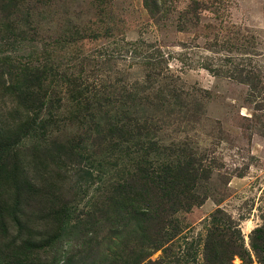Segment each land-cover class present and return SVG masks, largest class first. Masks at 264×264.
Segmentation results:
<instances>
[{
    "label": "rangeland",
    "instance_id": "374dc122",
    "mask_svg": "<svg viewBox=\"0 0 264 264\" xmlns=\"http://www.w3.org/2000/svg\"><path fill=\"white\" fill-rule=\"evenodd\" d=\"M23 65L81 67L113 84L149 75L144 95L175 83L202 104L200 113L166 109L157 133L160 144L198 145L213 165L195 188L200 202L175 215L178 234L142 255L119 226L68 264H264V0H0V145L18 134L19 150L15 164L0 161V264H65L73 215L55 222L37 187L51 180L53 197L81 209L99 185L72 194L61 167L33 174V139L20 128L31 112L10 86ZM54 127L58 139L82 128Z\"/></svg>",
    "mask_w": 264,
    "mask_h": 264
},
{
    "label": "trees",
    "instance_id": "16d2710c",
    "mask_svg": "<svg viewBox=\"0 0 264 264\" xmlns=\"http://www.w3.org/2000/svg\"><path fill=\"white\" fill-rule=\"evenodd\" d=\"M18 69L10 86L31 112L20 128L33 139L25 154L34 164L33 174L48 163L67 173L63 179L71 182L72 194L92 180L99 185L97 195L81 209L73 208L62 195L53 197L51 180L44 182V188L37 187L48 199L55 222L73 215L75 250L65 253L64 263L87 256L97 237L104 231L116 233L119 226L127 238L143 246L142 255L173 239L180 231L175 215L200 202L195 188L209 177L213 165L198 145L185 139L160 144L157 133L168 117L166 109L179 114L193 107L200 113L201 102L188 99L175 83L144 95L149 75L144 84H113L90 77L92 71L85 73L81 67L71 72L45 65ZM65 121L82 128L63 139L52 136L57 131L54 125ZM13 135L12 141L0 145V161H18V134ZM210 222L213 227L217 224ZM210 241L208 236L203 251L208 261L216 255ZM241 248L237 244L236 250Z\"/></svg>",
    "mask_w": 264,
    "mask_h": 264
}]
</instances>
